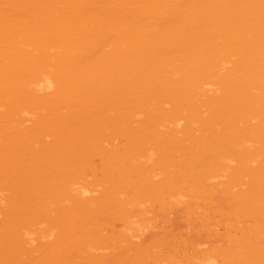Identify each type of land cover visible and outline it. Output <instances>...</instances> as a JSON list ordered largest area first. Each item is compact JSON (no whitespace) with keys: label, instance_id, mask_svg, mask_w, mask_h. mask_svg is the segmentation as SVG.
<instances>
[{"label":"bare ground","instance_id":"obj_1","mask_svg":"<svg viewBox=\"0 0 264 264\" xmlns=\"http://www.w3.org/2000/svg\"><path fill=\"white\" fill-rule=\"evenodd\" d=\"M0 264H264V0H0Z\"/></svg>","mask_w":264,"mask_h":264}]
</instances>
